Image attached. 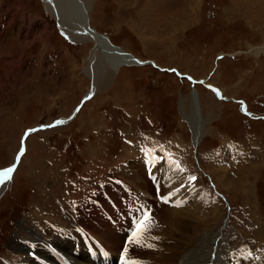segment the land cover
<instances>
[{
    "label": "rangeland",
    "instance_id": "obj_1",
    "mask_svg": "<svg viewBox=\"0 0 264 264\" xmlns=\"http://www.w3.org/2000/svg\"><path fill=\"white\" fill-rule=\"evenodd\" d=\"M81 1L91 28L126 53L157 66L124 64L92 92L94 74L88 68L94 36L75 40L45 0H0V168L15 161L22 138L28 149L0 194V264H20L29 255L26 243L33 241V247L42 244L41 237L50 240L55 222L72 226L80 220L78 224L92 230L102 229L95 220L107 225L86 218L81 205L88 216L100 211L112 223L107 207L122 208L125 201L132 206L137 200L116 191L121 190L120 179L109 184L114 193L107 201L103 189L113 175L120 177L122 169L130 168L135 172L129 179L137 189L146 186L148 154L160 185V179H166L167 160L150 153L142 157L147 149L160 154V145L175 156L182 154L185 171L168 161L186 176H181L182 204L196 206L187 233L203 243L189 255L187 242L183 263L199 264L197 255L203 250L207 254L217 239L221 249L234 248L246 253L250 264H264V52H253L264 44V0ZM99 57L98 69L111 74L108 56ZM187 74L196 79L194 86ZM207 85L218 87L223 98H216ZM194 96L200 105L195 123L202 132L197 146L188 120ZM242 100L253 117L240 111ZM59 119L63 123H55ZM38 125L44 127L27 132ZM223 140L229 149L216 162L210 149ZM205 150L203 159L199 152ZM192 168L197 189L192 187ZM208 175L229 210L207 186ZM91 201L89 206L86 202ZM156 210L157 226L162 223L159 232L174 228L173 207ZM70 241L84 250L75 236ZM228 262L226 258L224 264Z\"/></svg>",
    "mask_w": 264,
    "mask_h": 264
},
{
    "label": "bare ground",
    "instance_id": "obj_2",
    "mask_svg": "<svg viewBox=\"0 0 264 264\" xmlns=\"http://www.w3.org/2000/svg\"><path fill=\"white\" fill-rule=\"evenodd\" d=\"M45 2H46L47 8H49L51 10V12H53L56 15V17L60 20L63 28L67 32L72 34L73 38H75V40L79 41L78 39H82V40L87 39L89 37L88 34H91L95 38V41H94L95 42V51H94V53L97 56H109L111 58L112 63L111 64L108 63L109 65L112 66V69H113V72L111 71V74L101 72L98 69V66L94 67L92 65L90 67L91 73L94 74V86H93V82H92V86H93L92 92H95L94 87L96 89H99V87H101V85L105 86L106 85V82H104L105 78L112 77L113 74L115 73V70L118 69L119 67H121L122 65H124V64H132L133 66L144 65V64L139 63V60L140 61H145V60L137 58L134 55H131L130 53H126L125 51L122 50L121 47H119L120 48L119 49L117 46H114L112 44V42H110V39L108 36L98 32L94 28L90 27L89 17H88L86 8L84 6V3L81 0H45ZM84 19H85V22L83 21ZM77 25H81L84 30L78 29ZM61 29H62V27H61ZM62 31L64 32L63 29H62ZM106 38L109 40L110 44H108ZM70 40L74 41V43L76 42L75 40H73L71 38H70ZM253 52L256 55H258L260 52H264V44L261 46L253 48ZM109 57H108V59H109ZM150 62L151 61H146V64H151ZM96 63L98 65H100V62H96ZM98 78H101V80H98ZM194 84H193V86H194ZM211 88L213 89L214 87L211 86ZM195 95H196V93H195ZM194 98H195L196 102L194 103V110L192 111L193 115L191 116V118H188V120L191 124L192 130L194 133L195 146H197L201 141L202 132L199 129V126L195 123V112L197 114L200 112V109H199L200 105L197 106L199 104L197 102L198 98H196V96H194ZM220 98H222V96ZM246 110H247V108L245 107L244 112H246ZM27 150L22 155L21 160L19 161V164L22 162V158L26 154ZM147 153H150V152H147ZM150 154H152V153H150ZM155 158L157 159L158 156H156ZM146 160L147 161L144 162V164H146V167H151V168H148V172H151L150 170L153 171V168L155 166L153 164V163H155L154 160L151 159V156L149 154L146 155ZM159 160L162 161V159H159ZM125 171H126L125 169L124 170L122 169V171H121L122 173H120V175H121L120 177L113 175L115 177H112V179H110V183H107L108 185H106V187H107L109 193H111V192L114 193L111 190V189H113L112 185H109V184H112V182L118 183V181H117L118 179L121 180L119 186L120 185L126 186V184H127L129 188L137 189V183L133 182V181H131V179H129V178H133V176L131 174L135 171H133L131 168L129 171L128 170H127V172H125ZM147 173L145 176L146 186L140 185L139 186V187H141L140 191L143 192L144 195L154 197L155 193L153 192L154 190H153V187L151 186V182L148 180V178H146ZM164 175L166 176V179L158 176V178H161L160 179V185L158 184V188H159V192L160 191L162 193L164 192L165 194H167L169 199L174 201V203L172 204L174 213L176 214L175 221L173 223L174 228L169 227L164 233L163 232L158 233V235L155 236V239L150 238L152 243H150L149 245H151V246L148 245L145 247L144 244H142L140 242V244H141L140 247H137L136 249L135 248H129L128 255H126V259H129V257L130 258L133 257L137 260L143 259L145 261L151 262L149 264H152V263L163 264V262H166L167 264H186V262L183 263V256H184L183 251L185 249L186 243L188 242V244H187L188 246L191 245L189 248V251H187V252H189V255H192V252L194 250L201 248V245L203 242H201L200 244L197 243L196 240L190 239L189 238L190 233H187L188 230L191 229L190 226L193 225V223L189 221L190 218H188V217L190 216V214L192 212L194 213V208L196 206H192V205L188 206L185 204H182V206H176V204H175L176 201L178 203L184 202V199L182 200V198L180 196V190L182 188V182H183V179L181 178V176L183 178H186V176L184 174H182V172H180L179 168L174 163H172L168 160H167V164L165 165V168H164ZM181 179H182V181L179 182ZM8 180H6L3 185L1 184L0 194L4 189V186L7 185ZM121 190H122V192H125L127 195H129L126 191H124L123 187H121ZM116 191L123 194L118 189H116ZM119 195L120 194H118L117 196H119ZM93 196H95V198H98L97 195H93ZM95 198L93 199L94 201H95ZM97 202L98 201H95V204H97ZM104 202H105V199H104ZM161 202L162 201H159V200L157 202L154 201V208L158 209L159 207L166 205L165 203H163V202L161 203ZM93 204H94V202L91 201V203L89 202L88 205L91 206ZM81 206H80V208H81L80 210H83L84 211L83 213L86 216V218H89L91 220V218L86 213L85 204L82 207ZM136 208H138V207L134 205L130 210L127 211V213L129 214L133 210H135V212L138 213V210H136ZM183 212H185L187 215H182ZM83 213L81 212L82 217H83ZM127 213L125 214L124 218H126V216L128 215ZM68 215L70 216V218H73L72 215H70V214H67L66 216H68ZM141 215H142V211H141V214L138 216V218H140ZM64 218H66V217H64ZM151 219H152V216H151ZM94 224L99 225V222L97 220H95ZM122 225H123V228H125L127 226V223L126 222L122 223ZM79 226H87V228L84 229V228H81ZM77 228L83 229V230L88 231V232L90 230L96 237H98L113 252V254H115V255L118 254V251L122 245L124 236L116 232V227L113 229L109 226V224H107L106 226H103V231H99L102 229L96 228L95 230H92V228L89 225L78 224ZM105 228H107V229H105ZM121 230L124 233L123 229H121ZM70 234L71 235L68 236L67 238L65 236H63L64 239H61V240L56 239L58 241V244H61L62 247L63 246L67 247V248L71 247L70 244H74V241H70V239L72 240L73 237L75 235H78V234L75 231H71ZM137 244L138 243L130 242V245H136L137 246ZM74 250H76V249L74 248ZM213 250H214V257H212V254H213L212 251ZM217 250H221V253H223L222 249L220 248V245H217V239H216V241L214 242V248H210L208 250L207 254L204 253V250H203V253L197 255L196 258L198 259L199 264H202L204 262H205L204 264H224L226 257L225 258L222 257L221 253H219L217 256V252H218ZM39 251H41L43 253L42 250H39ZM78 251H80L79 256L73 258L76 261V264H92L87 259L85 253H83L81 250H78ZM141 252L144 253L143 254L144 257L140 256L139 253H141ZM35 254H37V251H35ZM65 255H67V254H65ZM31 257H32V255H27L24 259L25 263L22 262L21 264H38L35 260H31ZM67 257L72 258V254L70 253V255L69 256L67 255ZM145 257H147V258H145ZM32 258H34V257H32ZM228 263L231 264L230 261Z\"/></svg>",
    "mask_w": 264,
    "mask_h": 264
},
{
    "label": "snow or ice",
    "instance_id": "obj_3",
    "mask_svg": "<svg viewBox=\"0 0 264 264\" xmlns=\"http://www.w3.org/2000/svg\"><path fill=\"white\" fill-rule=\"evenodd\" d=\"M57 123H63V122L57 121ZM31 131H35V130L33 129ZM17 159H19V157H17ZM13 170H14V166L5 168L2 171H0V184H4L6 180L11 179V173L13 172ZM192 179H194V177H192ZM151 224H152V219L150 214L145 213L144 216L138 221L137 227L133 232L132 237L130 238V242L140 243L143 233L148 230ZM124 251L125 253H127L128 251L127 247L125 248ZM122 260H124L123 257ZM124 264H140V262L124 260Z\"/></svg>",
    "mask_w": 264,
    "mask_h": 264
},
{
    "label": "crops",
    "instance_id": "obj_4",
    "mask_svg": "<svg viewBox=\"0 0 264 264\" xmlns=\"http://www.w3.org/2000/svg\"><path fill=\"white\" fill-rule=\"evenodd\" d=\"M93 55H94V57L92 58V60H91V65H90V67L93 65L94 67H97V61L98 62H100V57L99 56H97L94 52H93ZM97 56V57H96ZM109 57V56H108ZM102 60H105V56H103V58H102ZM101 60V61H102ZM108 63H112V60H111V58L109 57V59H108ZM111 66V65H110ZM90 67L88 68V70L90 71ZM112 67V66H111ZM117 70V69H116ZM116 70H115V73H116Z\"/></svg>",
    "mask_w": 264,
    "mask_h": 264
},
{
    "label": "water",
    "instance_id": "obj_5",
    "mask_svg": "<svg viewBox=\"0 0 264 264\" xmlns=\"http://www.w3.org/2000/svg\"><path fill=\"white\" fill-rule=\"evenodd\" d=\"M106 40H107L108 44H110V42H109V40L107 38H106Z\"/></svg>",
    "mask_w": 264,
    "mask_h": 264
}]
</instances>
